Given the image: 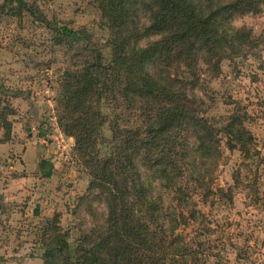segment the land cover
Here are the masks:
<instances>
[{
  "label": "trees",
  "instance_id": "1",
  "mask_svg": "<svg viewBox=\"0 0 264 264\" xmlns=\"http://www.w3.org/2000/svg\"><path fill=\"white\" fill-rule=\"evenodd\" d=\"M97 3L111 31L108 62L82 32L53 29L58 45L70 38L85 44V62L61 78L67 115L60 127L75 139L90 171L89 189L104 198L106 218L75 247L67 233L53 239L44 234V264H197L199 252L184 229L189 220L198 221L195 196L208 200L223 193L214 182L222 137L245 158L260 156L241 117L217 126L197 106L192 93L200 86L199 65L218 69L222 60L259 47L252 31L233 21L261 13L264 0ZM2 8L17 18L36 14L26 0H4ZM104 104L120 113L105 115ZM0 119L6 121L3 113ZM108 121L116 151L103 156L99 144Z\"/></svg>",
  "mask_w": 264,
  "mask_h": 264
},
{
  "label": "rangeland",
  "instance_id": "2",
  "mask_svg": "<svg viewBox=\"0 0 264 264\" xmlns=\"http://www.w3.org/2000/svg\"><path fill=\"white\" fill-rule=\"evenodd\" d=\"M26 1L36 14L27 12L17 18L2 8L4 0H0V114L6 119L4 123L0 119V137L5 140L0 144V264H44V234L53 239L60 232L67 233L75 247L84 232L103 225L107 213L102 195L89 189L90 171L76 151L75 139L60 127L67 115L61 78L66 69L85 62L81 56L85 44L70 38L58 45L53 29L66 26L82 32L89 46L100 49L108 62L111 31L107 20L97 0ZM233 26L251 30L259 47L234 61L222 60L218 69L201 63L200 86L192 96L217 126L233 115L241 117L260 156L247 159L240 147L231 149L222 137L223 157L214 182L223 193L208 200L195 196L200 215L184 229L199 252L197 264H264V10L237 17ZM37 108L41 119L36 130L52 145L48 136L52 137L51 120L55 118L65 139H73V143L66 140L69 152L51 153L52 174L28 176L26 171H16L5 175L19 153L14 154L13 147L3 148L30 139L28 132L34 130L27 129L33 122L28 116L36 115ZM103 112L112 117L120 110L104 104ZM8 127L9 139L5 136ZM99 149L103 156L116 151L109 121ZM11 180L17 183L12 185ZM49 221L54 226L46 232Z\"/></svg>",
  "mask_w": 264,
  "mask_h": 264
},
{
  "label": "crops",
  "instance_id": "3",
  "mask_svg": "<svg viewBox=\"0 0 264 264\" xmlns=\"http://www.w3.org/2000/svg\"><path fill=\"white\" fill-rule=\"evenodd\" d=\"M26 106L28 105L26 104ZM38 109L39 108L35 109V111L37 112L36 115L34 112H31V115L28 116V119L32 118L33 122L31 121V123H29L27 129L34 130V133L28 132L30 139H25L24 144L4 146L6 148H3V151H5L9 149L7 147H13V151H15L14 154L17 155V153H19L16 158V161L12 162V165L9 164L7 166L8 169H6L7 172H5V175H9L10 173H14L16 171H26L28 173V176L31 173H37L38 175L52 174V171L54 170L53 160H50L48 158L50 157L51 153L52 155L53 153L57 154L58 151H55L56 148H54L55 146L53 144L48 145L46 137L44 136V133L42 131L36 130L38 128L36 124H39V120L41 119L39 114L40 110L38 112ZM28 111L26 113H28ZM33 113L35 116L33 115ZM43 129H46V125H44ZM23 132L27 131L25 130ZM23 135V133H20L19 137H23ZM66 140L70 143H73V139L71 138L66 137ZM21 180L24 181L25 178ZM11 183L12 185H14L15 183H17V180H11Z\"/></svg>",
  "mask_w": 264,
  "mask_h": 264
},
{
  "label": "built area",
  "instance_id": "4",
  "mask_svg": "<svg viewBox=\"0 0 264 264\" xmlns=\"http://www.w3.org/2000/svg\"><path fill=\"white\" fill-rule=\"evenodd\" d=\"M51 127H52V130L50 132V135H52V137L49 136V139L53 141L52 144L55 146L58 153H60L61 155L68 154L69 146L55 118L51 120Z\"/></svg>",
  "mask_w": 264,
  "mask_h": 264
}]
</instances>
